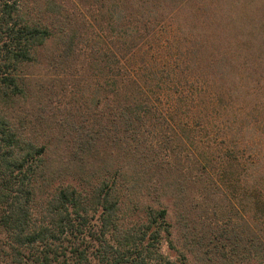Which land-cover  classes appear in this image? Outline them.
<instances>
[{
  "label": "trees",
  "instance_id": "trees-1",
  "mask_svg": "<svg viewBox=\"0 0 264 264\" xmlns=\"http://www.w3.org/2000/svg\"><path fill=\"white\" fill-rule=\"evenodd\" d=\"M18 1L0 0V264H173L160 251L169 233L162 197L173 198L175 221L183 220L189 233L182 237L190 236L183 246L192 252L210 244L213 230L197 229L207 228L212 205L192 204L187 184L197 183L199 196H209L220 192L212 186L216 177L221 184L241 177L253 199L264 195V141L253 159L251 150L244 158L240 148H249L254 125L248 112L238 115L250 106L246 99L264 108L262 75L243 72L260 62L248 64L226 46L204 56L203 31L213 26L205 21L207 0H151L146 12L141 6L150 0H128L139 6L131 24L146 37L164 31L171 49H154L147 58L129 33L136 27L127 25L125 0H86L84 12L62 0H36L47 16L43 22ZM51 38L49 60L82 57L96 78L80 106L86 116L57 121L63 158L88 168L101 158L100 146L116 148L115 170L100 174L86 191L65 184L46 193L47 148L12 114L29 94L26 69ZM210 124L222 135L217 144L207 138ZM137 193L157 207L147 204L142 219L124 225L122 196ZM248 242L246 253L255 251Z\"/></svg>",
  "mask_w": 264,
  "mask_h": 264
},
{
  "label": "rangeland",
  "instance_id": "rangeland-1",
  "mask_svg": "<svg viewBox=\"0 0 264 264\" xmlns=\"http://www.w3.org/2000/svg\"><path fill=\"white\" fill-rule=\"evenodd\" d=\"M125 1L124 7L131 14L127 25L136 27L135 31L130 30L129 33L130 35L133 34V39L142 44L143 49L140 52L143 58H147L154 49L169 53L171 50L169 45H165V42L162 41V35L165 32L156 31L152 37H146L147 32L143 31L144 35L142 36L140 26H135L136 23L131 24V20L134 18L136 11L139 10V6L135 4L136 2ZM18 2L36 20L43 22L47 19V16L44 17V11L38 9L36 0H19ZM62 2L68 8L75 6L78 12L79 10L84 12L86 8L83 7L86 0H62ZM150 3L151 0L145 1L141 9L144 11L145 8L146 12ZM109 5L108 3L104 4L101 10L105 12ZM205 21L212 23L213 26L203 31L204 37L207 38V40H204L207 41L206 45L202 46V48H205L204 56L214 55L220 51L222 46H226L239 52L238 56L240 57L238 59L245 58L248 64H251V60L258 58L259 66L253 70H251L253 67L245 68L243 72H247V70L249 73L253 72L251 76L254 74L255 77H259L257 74H261L262 77L259 78H263L262 82H264V0H207ZM97 32L100 33V30L97 29ZM204 41H201V43ZM54 42L53 38L49 39L46 42L45 50L38 55L37 64L26 69L29 94L22 102V107L19 103L12 114L17 124H20V117H23L26 128L36 132L34 134L36 140L39 143H44L47 148L44 156L49 162L51 179L50 185L46 188V193L65 184H71L77 189L86 191L89 189V184L95 178H98L100 174L102 176L106 172L111 173L115 170L116 158L114 156L116 155V148L111 144L100 146L98 153L101 158L91 160V166L88 168L72 165L63 158L64 152H61L63 140L56 135L60 132L57 121L66 118L71 119V117L78 120L86 116L85 113L81 112V109L85 111L84 107L80 108V106L84 105V100L86 103L87 94H90L93 88L87 86L89 84L94 85L96 78L91 77L88 63L82 57H78L77 61L49 60ZM138 56L135 53L134 64ZM245 102L249 103L250 106L238 110V115L248 112L247 117L254 125V135L251 143H249V148H240V150L244 158H248V152L251 150L249 159H253L256 156L254 155L255 150L259 149L258 147L264 141V108L253 106L256 104L255 101L246 99ZM61 132L64 135L67 130H61ZM205 132L207 138L210 141L214 139L212 143L216 144L222 136L217 134L216 129L211 127V124L208 125ZM65 140L67 141V139ZM102 164L105 167H102ZM104 168H107V170ZM221 180L216 177L214 179L215 183L212 185L216 190L217 188L220 189V192L209 193V196H207V193L199 196L200 193L196 192L198 191L197 183L187 184L188 191L192 196V204L200 203L203 206L210 202L212 205L211 209L209 208L211 216L207 211L209 213L206 220L209 222L207 228L197 229L202 233L206 229L209 231V228L213 230L210 244H208V247L202 246L192 252H186L183 246V241L188 245L190 236L185 240L182 237L189 233H186L187 230L183 227V220L180 219L179 223L175 221L173 198L162 197L160 199L158 204L166 209L165 220L168 223L169 232L161 240L160 251L173 264H264V248L261 246L262 250H257L260 244L264 245V206L258 203L264 201V195L255 194L256 199H253L248 191L249 183L246 184L241 177L237 180L238 182L233 181L228 184H226V180H223L224 183L221 184ZM144 185L147 187L149 184L144 183ZM256 188L260 189V186L257 184ZM141 193H137L135 196L132 194L122 196L123 201L120 207L124 225L137 223L138 220L142 219L147 204L153 208L157 207L152 199L143 197L144 193H142L143 195ZM255 200H258V202ZM199 211L200 213L205 212L202 207ZM247 226L251 233L248 232ZM248 238L253 243L252 248H255L253 249L255 251L250 253H246L250 243ZM181 254H183V257H181Z\"/></svg>",
  "mask_w": 264,
  "mask_h": 264
}]
</instances>
